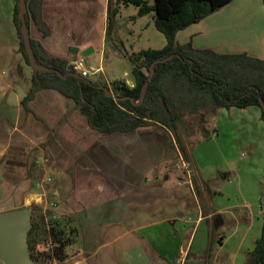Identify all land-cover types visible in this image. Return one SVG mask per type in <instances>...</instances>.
<instances>
[{"label":"crops","instance_id":"0c3cea01","mask_svg":"<svg viewBox=\"0 0 264 264\" xmlns=\"http://www.w3.org/2000/svg\"><path fill=\"white\" fill-rule=\"evenodd\" d=\"M38 4L28 22L37 55L80 62L93 82L110 86L124 80L132 87L129 58L135 52L121 56L114 49L116 61L109 67L105 62L115 15L110 0ZM13 8L14 0L8 8L0 5V212L19 209L35 197L42 202L43 192L33 190L39 176H49L56 187V204L51 202L54 208L49 209L58 211L48 216L59 218L64 232H73L64 259L51 264H176L182 259L183 264H226V258L235 261L240 253L246 260L256 239L251 249L226 254L225 236L214 234L226 224V207L213 212L204 208L214 178L170 176L158 168L167 156L164 136L170 133L165 127L103 136L89 127L71 99L47 88L37 91L24 109L21 101L30 89L32 70L18 51ZM143 16L135 10L130 20ZM175 41L264 60L263 0H233L177 32ZM117 70L124 79L115 75ZM256 117L261 121L260 111ZM171 201L181 203L176 216L169 210ZM156 214L160 217L153 219ZM236 222L250 223L251 218ZM164 225L166 233L159 228ZM213 239L219 247L211 256Z\"/></svg>","mask_w":264,"mask_h":264},{"label":"trees","instance_id":"16d2710c","mask_svg":"<svg viewBox=\"0 0 264 264\" xmlns=\"http://www.w3.org/2000/svg\"><path fill=\"white\" fill-rule=\"evenodd\" d=\"M231 1L152 0V4H148L146 0H121L124 5L137 7L139 15L152 12L154 27L165 39L161 49H147L131 54L129 75L132 87L124 80L108 86L79 74V77L60 78L54 72H35L30 67V89L21 105L27 110V102L37 91L54 89L71 99L86 118L89 127L103 136L128 135L140 128L159 125L171 134L174 133V142L183 153L185 150L177 130L184 124L185 116L197 115L202 111L214 116L219 109L256 107L264 125V60L244 53L218 54L210 50L194 49L190 42L178 44L175 41L177 32L200 22ZM25 3L24 17L28 26L29 13L34 19L33 12L39 4L38 0H25ZM12 19L19 40L18 51L30 66L20 31L18 0H14ZM30 43L38 64L63 75L76 73L65 60L37 55L31 40ZM167 57L170 58L154 64V74L145 97L141 103H137L150 66ZM102 87L108 88L117 100L113 96H106ZM29 208L31 218L27 248L30 259L35 264L62 261L65 248L73 242V232H64L57 221L49 223L47 228L45 216L50 214L35 204ZM244 264H264V213L260 236L254 241L253 249L247 253Z\"/></svg>","mask_w":264,"mask_h":264},{"label":"rangeland","instance_id":"374dc122","mask_svg":"<svg viewBox=\"0 0 264 264\" xmlns=\"http://www.w3.org/2000/svg\"><path fill=\"white\" fill-rule=\"evenodd\" d=\"M146 1L148 4L152 3V0ZM11 2L12 0H0V5L8 8ZM113 9H115V15L112 18V29L108 32L105 51L107 67L116 61L113 58L115 50L124 56L125 53L130 55L141 49L165 45L163 35L154 27L152 12L142 15L143 18L140 21L134 22L130 20V17L135 10H138L137 7L124 5L121 0H110V10ZM139 27L144 29L147 27V31L139 32ZM122 62L127 63L123 59ZM117 63L119 64L118 61ZM118 70L115 75L122 77ZM257 112L259 113V110L256 107L230 108L219 109L214 116H210L205 111L197 115L185 116L184 124L177 130L184 153L174 142V133L169 132L170 135L161 133L165 135L167 156L158 168L170 172V176H202L206 179H215L220 176L209 184L210 190L208 189L204 208L213 212L226 207V214H223L226 217L225 228L218 232L214 231V234L219 233L225 236L226 254L251 249L253 241L260 236V224H262L260 212H264V125L257 119ZM174 171L176 175H173ZM222 176L226 178L221 180ZM48 179L49 176H39L35 184L36 190H33L43 192V201L40 202L39 197H35L34 201L20 205V208H29L35 204L47 214H57L58 209H49L52 207L49 205L51 202L56 204V199L52 196V191L56 187L53 182L47 181ZM51 179L52 176H50ZM185 201L189 204V201ZM174 202L171 201L168 207L173 216H176L175 212L182 206L181 203L174 204ZM249 216L250 223L236 222L248 219ZM45 217L48 220L47 223H53L59 219L48 215ZM152 217L156 219L160 216L156 214ZM153 219L149 220L153 221ZM159 228L165 233L168 231L166 225ZM218 247V242L213 239L211 256ZM210 249L209 247V251ZM232 258H226V264H232L231 262L235 261L237 264L245 263V256L241 253L235 261H232ZM183 263L182 259L176 264Z\"/></svg>","mask_w":264,"mask_h":264},{"label":"water","instance_id":"95a60500","mask_svg":"<svg viewBox=\"0 0 264 264\" xmlns=\"http://www.w3.org/2000/svg\"><path fill=\"white\" fill-rule=\"evenodd\" d=\"M25 13V0H18V18L21 24L20 31L24 50L32 70L35 72H54L60 78H65L67 76L79 77L77 73L71 72L63 75L59 71L47 68L46 66L38 64L35 61L30 43L29 29L24 17ZM169 58L170 57L157 60L150 66L149 74L141 86L139 100L137 103H141L145 97L147 87L154 74V64L166 61ZM102 88L106 96H113L108 88ZM114 99L117 100L116 97H114ZM130 100L133 101L131 98ZM261 106L263 107V104ZM30 218L31 211L28 207L0 212V262H2V264H35L30 259L27 248V231L30 227Z\"/></svg>","mask_w":264,"mask_h":264},{"label":"built area","instance_id":"2783aa9c","mask_svg":"<svg viewBox=\"0 0 264 264\" xmlns=\"http://www.w3.org/2000/svg\"><path fill=\"white\" fill-rule=\"evenodd\" d=\"M69 66L72 68L74 72H76L83 78H87L90 74V72L86 70L80 62H77V61L70 62Z\"/></svg>","mask_w":264,"mask_h":264}]
</instances>
